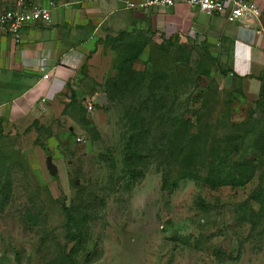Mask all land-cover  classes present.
<instances>
[{
	"label": "rangeland",
	"instance_id": "1",
	"mask_svg": "<svg viewBox=\"0 0 264 264\" xmlns=\"http://www.w3.org/2000/svg\"><path fill=\"white\" fill-rule=\"evenodd\" d=\"M138 20L101 44L108 65L89 54L92 69L55 108L0 127V264H264V106L221 77L214 45L191 24L161 25L151 13ZM155 73L165 74L167 94ZM119 82L136 89L133 106L147 102L142 130H126L130 121L109 93ZM181 119L195 138L193 167L170 152L172 138L179 153ZM132 132L145 133L136 147L143 159L128 169Z\"/></svg>",
	"mask_w": 264,
	"mask_h": 264
},
{
	"label": "crops",
	"instance_id": "2",
	"mask_svg": "<svg viewBox=\"0 0 264 264\" xmlns=\"http://www.w3.org/2000/svg\"><path fill=\"white\" fill-rule=\"evenodd\" d=\"M15 1L0 0V10L10 8ZM30 1L49 9L51 23L25 27L18 43L0 36L1 128L39 119L44 111L39 109L41 99H46L45 109L55 108L58 101L68 97L64 95L69 94L70 82L91 68L86 64L89 54L94 61L100 57L97 67L108 65L103 41L135 29L142 15L127 10L118 0ZM243 2L256 7L258 14L241 24L205 15L206 21L201 23L198 15L202 14L185 6L149 13L156 15L161 25L164 22L181 28L184 23L191 24L205 45H214L216 61L230 87L249 104L264 106V0ZM45 74H49L47 79L42 78ZM82 81L90 83L86 78Z\"/></svg>",
	"mask_w": 264,
	"mask_h": 264
},
{
	"label": "built area",
	"instance_id": "3",
	"mask_svg": "<svg viewBox=\"0 0 264 264\" xmlns=\"http://www.w3.org/2000/svg\"><path fill=\"white\" fill-rule=\"evenodd\" d=\"M94 1V0H93ZM123 7L131 12L149 13L165 12L177 6H185L196 12L213 17L222 16L229 22L241 24L247 17H255L258 9L248 5L243 0H118ZM50 6V5H49ZM48 8L30 0H16L10 8L0 12V36H8L14 42L21 39L22 30L38 23H51ZM232 76V74H230ZM49 74L42 78L47 79ZM46 99H41L39 106L44 105ZM86 110H92V104L87 100Z\"/></svg>",
	"mask_w": 264,
	"mask_h": 264
},
{
	"label": "trees",
	"instance_id": "4",
	"mask_svg": "<svg viewBox=\"0 0 264 264\" xmlns=\"http://www.w3.org/2000/svg\"><path fill=\"white\" fill-rule=\"evenodd\" d=\"M125 34H127V33L125 31H123V32H120L117 35V37L107 36L106 39L103 42L106 44V42L117 41V40H119V37H121L122 35H125ZM174 38H175V41H176L177 37H172V38H170L168 40H164V44H166V45L167 44H171L172 41L174 40ZM202 41H205V40H202ZM214 55H216L215 57L217 58V54L215 53ZM211 56H212V54H211ZM120 72L121 73H119L118 75H119V77H121L123 79H124L126 73H129V71L126 72V73H125V71H120ZM144 76L145 75L143 73H139L138 74V84H137L138 85L137 86L138 90L141 89V84L144 82ZM221 76L224 77L226 75H225L224 72H222ZM229 76H230V74H229ZM151 78H156L155 82H159V83L161 82L164 85V87H165V89L163 90L164 94L168 93V91H167L168 90L167 81H166L165 74L155 73V74H153L151 76ZM110 90H111V92H109V93L111 94V97L113 99H116L117 101L120 102L121 106L123 107V110L125 111L124 113L126 115V118H127L128 122L130 121V125H129L128 129H126V130L133 131V129H135V128L139 129L140 127H141L140 130H142L143 129V125H142V122H141V119H142L141 113L146 111L147 102L146 101L139 102L138 107H135L136 105L133 106L134 105L133 101H135L134 93H135L136 89H133V87H130V86H128V85H126L124 83H121V82H119L118 84L114 83L113 85H111V89ZM152 102L156 105L157 109L160 110L161 108H163L161 105L156 104L155 101H152ZM133 112H135V113H133ZM138 118H139V120H138ZM135 120H137V121H135ZM180 124L181 125L177 126V128H176V129H178V131L176 130L174 132L175 133L174 134V138L175 139L173 138L178 143V147L180 149L179 153L176 154V152L174 150V145H173L172 138H170V139H171V143H172L173 147H171L170 152H171L172 156L183 157V159L186 158V160H190V164L189 165L191 167H193L194 164H196L195 163V158L197 157V155L194 152V150H192V147L195 145V138L190 135V129L189 128H191V125H190L188 120L181 119ZM143 134H145V133L137 134V136H136V134L134 132H132L131 134L129 133V139L126 142V146H125V149H126L125 150L126 151L125 155L127 157L126 160H125V164H126V167L128 169H129L130 163H132V161H134V160L135 161L136 160L140 161V160L143 159L142 157H140V155H138V151H137V148H136V147L139 146V141L143 139V137H141V136H143ZM136 138H137V142H135ZM224 144L228 145L229 143L224 142L223 144H216L215 152L216 153L223 152L224 149H225L224 146H223ZM137 174L140 175V173H136L135 175H137ZM217 182H219V181H217ZM219 183L221 184L222 182H219ZM220 184H218V185H220ZM218 185H216V186H218ZM62 207H63V211L66 213L68 222H70L71 224H74L76 219H74L70 208H66L64 206H62ZM84 216L85 215H83V217ZM77 218H78V216H77Z\"/></svg>",
	"mask_w": 264,
	"mask_h": 264
},
{
	"label": "water",
	"instance_id": "5",
	"mask_svg": "<svg viewBox=\"0 0 264 264\" xmlns=\"http://www.w3.org/2000/svg\"><path fill=\"white\" fill-rule=\"evenodd\" d=\"M99 102L106 104V98L104 95L100 96ZM45 164H46V170H48L49 174L52 175L53 177L57 176V167L53 164L52 158L50 156H47L45 159Z\"/></svg>",
	"mask_w": 264,
	"mask_h": 264
}]
</instances>
